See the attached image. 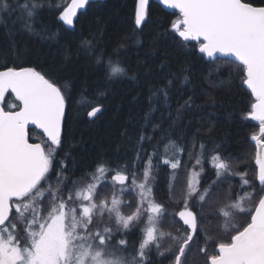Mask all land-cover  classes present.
<instances>
[{
  "label": "snow or ice",
  "instance_id": "snow-or-ice-1",
  "mask_svg": "<svg viewBox=\"0 0 264 264\" xmlns=\"http://www.w3.org/2000/svg\"><path fill=\"white\" fill-rule=\"evenodd\" d=\"M158 2L174 18L148 54L155 55L163 40L204 63L209 84L239 80L236 86L249 93L247 107H233L228 118L258 123L251 135L252 179L247 169L236 170L242 158L219 142L189 138L183 118L201 108L200 89L186 67L173 71L167 61L160 64L163 75L147 82L145 107L122 126L131 156L114 163L98 154L78 169L74 149L84 141L72 133L73 113L95 124L116 84L140 83L123 53L141 42L149 0H136L133 33L122 34L110 49L102 28L79 37L77 58L93 69L92 82L79 90L60 67L30 61L13 39L11 58L0 51V102L7 96L15 101L9 110L0 103V264H264V0ZM91 3L70 0L61 8L53 0H0V27L10 37L59 43L62 33L75 35L81 10ZM53 7L61 9L55 32L43 20ZM173 89L180 95L174 97ZM218 103L210 97L207 106ZM162 173L178 211L156 198Z\"/></svg>",
  "mask_w": 264,
  "mask_h": 264
},
{
  "label": "trees",
  "instance_id": "trees-1",
  "mask_svg": "<svg viewBox=\"0 0 264 264\" xmlns=\"http://www.w3.org/2000/svg\"><path fill=\"white\" fill-rule=\"evenodd\" d=\"M68 2L70 0H53V3L59 4L61 8ZM254 2L259 3V0H254ZM135 3L136 0H107L92 3L80 16L74 30L75 35L69 36L62 33L59 37V43L41 40L38 37L20 35L10 37L7 30L0 27V51L6 54L5 58H11V43L15 39L18 42V47L23 45L27 50L30 61L47 67H60L61 75L71 78L75 88L79 90L82 83L85 81L91 83L93 80V69L90 63L82 55L77 58L79 37L86 36L89 30L96 31L98 27L102 28V42L110 49L113 42L122 34L131 35L133 33ZM60 10V8L53 7L44 11L43 20L52 32L56 31L60 23L57 20V13ZM149 10L150 18L143 34L139 37L141 42L130 44L123 53L127 58L128 65H130V74H138L140 83L127 80L122 84H116L114 94L107 101V110L95 124H88V118L82 112L78 115L73 113L75 119L72 125V133L77 140L82 137L84 141L74 149L78 169L92 164L98 154L107 156L114 163L125 159L126 154L131 156L130 147L120 137L122 126L130 114L138 116L145 107L144 98L147 95V82L155 83L163 75L160 64L167 61L173 71L182 66L186 67L192 74L190 79H193L200 89L197 93L200 98L196 100V103L201 105V108H193L183 118L184 130L189 138L199 137L205 142L209 140L219 142L226 153L232 154L233 157L242 158L236 170L247 169L248 178L252 179V168L255 167L253 157L256 147L251 141V135L258 132V123L228 118V111H231L233 107L244 109L249 104V93L246 88L236 86L239 84V80L234 84L223 86L219 85V82L215 85L209 84V74L204 63L193 56L178 52L163 40H160L159 50L155 55L148 54L149 45L153 38L174 18L170 12L165 11L155 2L150 4ZM66 56L67 59H65ZM0 63H3V60H0ZM164 71L166 72L167 69ZM226 75L227 73H225ZM90 94L89 91L86 95ZM179 95L180 93L173 89V96ZM134 97L136 98L134 99ZM210 97L219 102L218 106H207ZM74 100L79 101L80 104L84 103V100L79 96L74 95ZM213 124L215 126L209 134L207 129ZM198 129L200 131H197ZM31 135L33 138H37L39 132L35 130ZM118 145H120L119 149H117ZM206 178H212L210 171ZM233 179L239 180V177H233ZM167 180L168 177L164 173L158 177L156 198L165 204H170V211L175 212L179 210L180 206L169 201ZM183 180L184 177L181 174L178 183L182 184ZM176 192L175 200H179V187H177Z\"/></svg>",
  "mask_w": 264,
  "mask_h": 264
},
{
  "label": "water",
  "instance_id": "water-1",
  "mask_svg": "<svg viewBox=\"0 0 264 264\" xmlns=\"http://www.w3.org/2000/svg\"><path fill=\"white\" fill-rule=\"evenodd\" d=\"M103 1H107V0H92V3H96V2H103ZM152 2H155V3H157V4H159V2H158V0H149V6H150V4L152 3ZM91 3V4H92ZM160 5V4H159ZM162 8H163V6L162 5H160ZM164 9V8H163ZM87 10V9H86ZM86 10H81L83 13L86 11ZM165 11H167V12H170L171 13V11L172 10H168V9H164ZM6 99V98H5ZM0 103H4V101L3 102H0ZM38 130V129H37ZM39 131V130H38ZM252 141V140H251ZM252 143L256 146V143H255V141H252Z\"/></svg>",
  "mask_w": 264,
  "mask_h": 264
},
{
  "label": "flooded vegetation",
  "instance_id": "flooded-vegetation-1",
  "mask_svg": "<svg viewBox=\"0 0 264 264\" xmlns=\"http://www.w3.org/2000/svg\"><path fill=\"white\" fill-rule=\"evenodd\" d=\"M8 98V97H7ZM9 102L11 101L12 103H14V101L12 100V98L9 96ZM6 102H7V99H6V101L4 102V104H3V106L5 107V109L6 110H9V107L8 106H6Z\"/></svg>",
  "mask_w": 264,
  "mask_h": 264
}]
</instances>
